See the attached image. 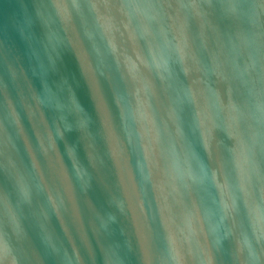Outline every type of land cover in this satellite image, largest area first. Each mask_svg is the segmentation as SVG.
<instances>
[{
  "label": "water",
  "instance_id": "1",
  "mask_svg": "<svg viewBox=\"0 0 264 264\" xmlns=\"http://www.w3.org/2000/svg\"><path fill=\"white\" fill-rule=\"evenodd\" d=\"M0 264H264V0H0Z\"/></svg>",
  "mask_w": 264,
  "mask_h": 264
}]
</instances>
